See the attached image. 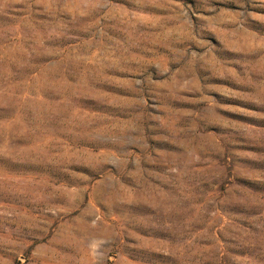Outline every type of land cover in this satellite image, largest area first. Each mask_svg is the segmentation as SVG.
I'll list each match as a JSON object with an SVG mask.
<instances>
[{"label": "rangeland", "instance_id": "rangeland-1", "mask_svg": "<svg viewBox=\"0 0 264 264\" xmlns=\"http://www.w3.org/2000/svg\"><path fill=\"white\" fill-rule=\"evenodd\" d=\"M0 264H264V0H0Z\"/></svg>", "mask_w": 264, "mask_h": 264}]
</instances>
